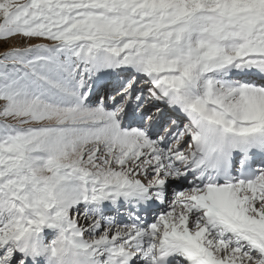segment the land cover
Instances as JSON below:
<instances>
[{"label": "snow or ice", "instance_id": "obj_1", "mask_svg": "<svg viewBox=\"0 0 264 264\" xmlns=\"http://www.w3.org/2000/svg\"><path fill=\"white\" fill-rule=\"evenodd\" d=\"M0 264H264V0H0Z\"/></svg>", "mask_w": 264, "mask_h": 264}, {"label": "rangeland", "instance_id": "obj_2", "mask_svg": "<svg viewBox=\"0 0 264 264\" xmlns=\"http://www.w3.org/2000/svg\"><path fill=\"white\" fill-rule=\"evenodd\" d=\"M6 45H4L2 42H0V51H3Z\"/></svg>", "mask_w": 264, "mask_h": 264}]
</instances>
